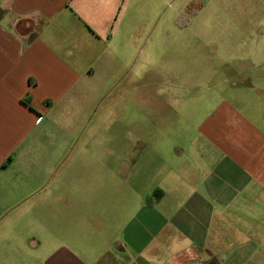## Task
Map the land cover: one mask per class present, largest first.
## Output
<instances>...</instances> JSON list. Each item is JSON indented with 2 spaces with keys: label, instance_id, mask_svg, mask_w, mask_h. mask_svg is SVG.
<instances>
[{
  "label": "crops",
  "instance_id": "crops-1",
  "mask_svg": "<svg viewBox=\"0 0 264 264\" xmlns=\"http://www.w3.org/2000/svg\"><path fill=\"white\" fill-rule=\"evenodd\" d=\"M150 1L0 0V264H264V67L206 70L195 127L179 95L141 115L123 79ZM253 12L230 22L263 43ZM107 75L137 91L119 146L82 127Z\"/></svg>",
  "mask_w": 264,
  "mask_h": 264
},
{
  "label": "rangeland",
  "instance_id": "rangeland-1",
  "mask_svg": "<svg viewBox=\"0 0 264 264\" xmlns=\"http://www.w3.org/2000/svg\"><path fill=\"white\" fill-rule=\"evenodd\" d=\"M263 8V0L150 1V15L137 27L133 57L125 62L123 79L125 86L138 85L140 114H148L153 109L147 106L149 93L159 94L160 100L170 99V94L179 95L187 99L186 108L182 106L183 114L189 118L188 125L195 127L204 109L200 100L211 96L210 91L215 85V81L203 75L206 70L244 68L250 73L244 75L245 78H254L255 69L264 67V56H254L264 48V42H242L244 27L237 31L239 28L232 26L230 20L247 16L249 9L254 15V10ZM261 30L263 26L251 28L254 37ZM243 51H252V57L243 58L237 54ZM105 77L104 82L109 87L108 107L104 111L94 107L82 127L104 133L102 140L108 145L119 146L121 137L132 132L131 123L122 118L136 114L130 100L137 91L126 87L121 96L120 89L117 91L114 84L111 85L113 78ZM115 99L123 100L122 107ZM122 140L126 141L125 138ZM20 254L13 252L12 259L24 256V252L22 256ZM27 258L35 260L36 251L29 250Z\"/></svg>",
  "mask_w": 264,
  "mask_h": 264
},
{
  "label": "trees",
  "instance_id": "trees-1",
  "mask_svg": "<svg viewBox=\"0 0 264 264\" xmlns=\"http://www.w3.org/2000/svg\"><path fill=\"white\" fill-rule=\"evenodd\" d=\"M27 104H29V101L27 100ZM151 200V198L149 199V201Z\"/></svg>",
  "mask_w": 264,
  "mask_h": 264
}]
</instances>
